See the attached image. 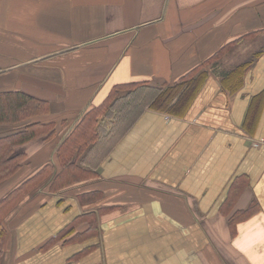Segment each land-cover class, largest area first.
<instances>
[{
	"label": "crops",
	"instance_id": "obj_1",
	"mask_svg": "<svg viewBox=\"0 0 264 264\" xmlns=\"http://www.w3.org/2000/svg\"><path fill=\"white\" fill-rule=\"evenodd\" d=\"M14 91L0 264H264V0H0Z\"/></svg>",
	"mask_w": 264,
	"mask_h": 264
},
{
	"label": "trees",
	"instance_id": "obj_2",
	"mask_svg": "<svg viewBox=\"0 0 264 264\" xmlns=\"http://www.w3.org/2000/svg\"><path fill=\"white\" fill-rule=\"evenodd\" d=\"M178 87L179 86H176L174 90L164 94L163 102H168L169 99L175 95V91ZM42 111H46L43 104L24 92L14 91L0 93V122L22 121L38 115ZM40 129L43 131V134L46 132L45 130H48L46 125H42L39 122L31 123L17 134V139H15L14 142H11L13 144H9L7 146L6 144L0 145V182L12 176L15 172H17L20 166L19 158H17V156H12L14 155V147L16 144L36 137L41 133ZM43 178V176L34 175L26 179L23 183L18 185L0 200V261L3 254V243L6 238V229L3 223V218L7 209L6 205L14 199H17L21 191L24 190L25 187L27 188L29 184L30 186L37 185L41 180H43ZM93 226H96L95 222L92 223V228Z\"/></svg>",
	"mask_w": 264,
	"mask_h": 264
}]
</instances>
